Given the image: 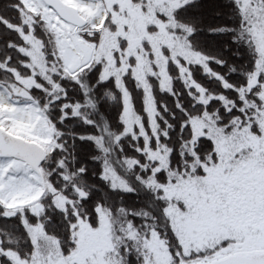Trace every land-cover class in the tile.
<instances>
[{
    "label": "snow or ice",
    "instance_id": "1",
    "mask_svg": "<svg viewBox=\"0 0 264 264\" xmlns=\"http://www.w3.org/2000/svg\"><path fill=\"white\" fill-rule=\"evenodd\" d=\"M0 264H264V0H0Z\"/></svg>",
    "mask_w": 264,
    "mask_h": 264
}]
</instances>
